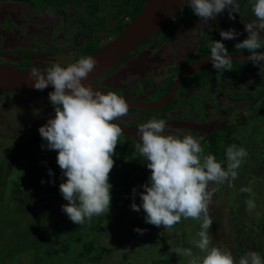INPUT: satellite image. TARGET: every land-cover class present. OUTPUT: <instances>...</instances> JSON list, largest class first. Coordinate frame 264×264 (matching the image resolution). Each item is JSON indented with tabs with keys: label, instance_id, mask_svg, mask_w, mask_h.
<instances>
[{
	"label": "flooded vegetation",
	"instance_id": "af4514ba",
	"mask_svg": "<svg viewBox=\"0 0 264 264\" xmlns=\"http://www.w3.org/2000/svg\"><path fill=\"white\" fill-rule=\"evenodd\" d=\"M145 2L0 0V64L42 72L80 65L117 38ZM261 53L264 0H189L158 32L94 77L97 87L117 97L116 103L100 105V118L61 93L0 92V167L2 162L10 165L0 170V176L16 177L15 171L27 169L19 166L32 160L47 164L38 154L49 148L35 149L59 141L61 152L52 161L67 157L68 172L63 177L73 175L74 168L78 172L85 162L93 171L105 170V176L117 166L111 176L119 178L138 160L180 157L177 161L182 162L205 155L198 162L211 156L209 172L212 176L217 172L218 191L227 183L225 174H248L250 181L245 185L253 194L251 200L261 196L264 205V63L224 61L191 71L213 57ZM81 128L95 132L84 145L68 147ZM100 129L106 136L94 143L101 137ZM110 134L118 139L112 147ZM257 144L261 150L255 169L239 162L238 152L233 162L228 149L218 160L211 152L216 146H240L251 153L249 147ZM105 148L117 159L98 163L96 153ZM79 151L82 156L77 157ZM221 160L228 161L223 171ZM54 170L37 171L33 177L53 175ZM200 170L205 172L203 166ZM216 196L219 202L223 193ZM258 221L264 223L263 211Z\"/></svg>",
	"mask_w": 264,
	"mask_h": 264
},
{
	"label": "rangeland",
	"instance_id": "374dc122",
	"mask_svg": "<svg viewBox=\"0 0 264 264\" xmlns=\"http://www.w3.org/2000/svg\"><path fill=\"white\" fill-rule=\"evenodd\" d=\"M93 132L95 130L90 131L87 128L77 130L68 147L84 145L89 134ZM100 132V139L93 140L94 143H99L103 136H106L107 132L101 129ZM114 140L118 141L117 137L110 134L109 147H112ZM61 143L62 141H59L51 146L40 144L35 149L34 152H38L49 148L46 152L38 154L48 162L46 165L41 166L32 160L19 166L22 169L27 167L26 170L14 172L16 179L12 188L20 190V194L23 195L15 201L13 199L11 201L7 196L6 203L0 206V261L3 255H12L6 262L3 261V264H38L40 261V257H35L34 253L32 256L28 253L19 255L16 253L29 245L34 247L32 239L40 240L36 250L40 249L46 240L39 232L32 231L34 224L26 222L24 216L28 214L37 220L34 210L40 208L41 196H47L42 193L51 195L56 191L54 188L56 184L47 185L50 178L32 177L41 169L51 170L60 167L52 158L61 152ZM53 147L57 148L51 149ZM249 148L252 149L251 153H248L246 147L238 146V159L239 162L243 160L246 165L255 169L261 145ZM96 155L99 157L98 163L117 159V156L106 148L105 151H98ZM80 156L82 153H77V157ZM204 157L205 155L200 157L195 155L189 161L168 164L147 176L121 202L118 199L128 184L121 185L116 194L112 193L109 196L110 188L106 178L102 185L97 187L100 199L93 200L90 205L87 196H83L79 201L71 199L62 205L78 187L53 194L55 199V202H51L53 209L64 207L70 209V213L76 204L81 208H85L82 205L85 204L89 208V213L85 216L92 215L89 222L101 218L93 230L82 231L80 237L86 240L94 238L103 253L96 261L91 260V256L81 258L78 256L81 245L72 242L66 253H61L56 260L47 261L46 264H264V234L256 227V222L264 209L261 196L255 195L258 201L254 200L255 198L251 200L253 194L245 185L250 181L246 177L248 174H225L223 182L227 183L218 191L217 172L212 176L209 172L210 163L205 160L201 161L202 164L198 162L199 158ZM34 158L38 160V157ZM137 162L143 164L144 161ZM79 163L77 161L75 167ZM86 166L91 167L90 162ZM202 166L205 172L200 170ZM117 168L115 166L108 173L114 175ZM199 170L197 181L196 175ZM103 172L105 173V170ZM216 192L219 195L223 193L219 202L216 200L218 198ZM224 194H228L230 198H226ZM261 194L264 196V193ZM25 195H28V199ZM50 198L52 199L51 196ZM105 202L112 204L106 211L102 210L105 208ZM228 204H231L232 211ZM10 205L20 214L17 212L13 214L8 208ZM75 214L74 212L71 219L67 216L65 222L73 221ZM45 216H50L47 211ZM41 221L35 224L39 226ZM59 222L62 221L55 218L52 225L55 226ZM86 225L89 223L85 221L84 226ZM6 246L9 250L5 252L2 249ZM237 250L243 253L241 258L237 255Z\"/></svg>",
	"mask_w": 264,
	"mask_h": 264
},
{
	"label": "trees",
	"instance_id": "16d2710c",
	"mask_svg": "<svg viewBox=\"0 0 264 264\" xmlns=\"http://www.w3.org/2000/svg\"><path fill=\"white\" fill-rule=\"evenodd\" d=\"M225 149H228V151H231L230 159L233 162L236 157V153H237V148L235 146H230V147L216 146L215 150L211 152L216 157V160H218L222 155L226 153ZM85 150H86V153H88L89 155H92L93 152H88L87 148H85ZM19 151H20V154L23 155V151L22 150H19ZM228 151H227V154H228ZM77 153L79 154L81 152L79 151ZM175 155H178L177 152L175 153ZM179 158L180 157H175L174 159L169 160V161H151V162L144 161L143 164L138 163L137 161L132 162L127 167L128 173L125 176L115 178V177H112L111 175L105 176V173L102 172V170L100 169H98V171H93L92 166L89 168L85 167L86 162L78 172L76 171L77 168H74L73 175H70V176L68 175V177H63L61 175H64L68 172V166H69V161L66 157L63 161L57 163L60 166L58 169H55V170L51 169L55 171L53 175L49 174L46 176H35L32 178H50L47 181V185L51 186L53 184H56L54 186V188H56V191L53 193L55 195L62 191L73 190L76 187H78L76 188L75 192H73L72 196L68 198L66 202H64L62 205H64L71 199L73 200L76 199V201H79L83 196H87L88 205H90L89 203L92 202L93 200L100 199V194L97 192V187L101 186L103 181L107 177V179H110L107 183V185H109V188H110L109 196L112 193L116 194L119 191L118 189L122 187L121 185L128 184V187L124 189V191L122 192L123 194L118 199V201L121 202L123 199H125L129 195L130 192H132L140 183H142L147 176L153 174L157 170H161L165 168L168 164L169 165L174 164L175 162H177ZM210 158L211 156H208L206 162L211 164L212 161H209ZM39 164L41 166L46 165L45 163H39ZM218 164L220 165L222 171L228 168L227 160L218 161ZM73 165H76V164L73 163ZM8 168H10V165H8V162L1 163L0 170H5ZM230 168L231 170L235 169L233 170V172L236 171L235 165H233ZM41 171L42 169L39 170V172ZM62 177L64 179H62ZM9 179L10 177L8 176L7 177L0 176V206H3V204L6 203L7 196H8V199L9 198L11 199V201L12 199L13 201H15L18 199L19 196L23 195V194H20V190L18 191V189L12 188L16 177H12L11 178L12 180L10 181ZM72 187H75V188H72ZM114 187L116 188L115 190H114ZM42 194L47 195V196L45 197L41 196V199H40L41 206L40 208H35L34 210V214L37 220L32 219V217L29 216L28 214L24 216V219L26 222L27 221L32 222L34 224L32 231L35 233L39 232L42 237L46 238V240L43 243L42 247L36 250V246L38 245L40 240H38V238L32 239L31 242L35 243L34 247L31 245L24 247L20 251H18L16 255H19L22 253H28L30 254V256H32V254L34 253L35 257H40V261L38 264H42V263L46 264L47 261L56 260L61 253H66L68 251V246L72 242H75L81 245L80 251L78 253L79 257L85 258L87 256H91L90 257L91 260L93 261L99 260L102 257V253H103L99 244H96L94 238H90V239L88 238L87 240L82 239L80 237V233L88 229L93 230L94 227L96 226L95 224L101 218H97L93 220L92 222H89L92 215H89L88 217L85 216L87 213H89V208L87 207L88 205L86 206L85 204H82L83 207L85 208H81L79 204H76L75 209H73V211H70V213H69L70 209L68 210L67 208H64V207H61L59 209L57 208L53 209V207H51L52 206L51 202H55V199L53 198V194L48 195L44 192ZM25 196H26L25 198L28 199V195H25ZM50 196L52 197V199L50 198ZM111 205L112 204L110 202L109 203L105 202L104 203L105 208H102L100 206L98 207L106 211L109 209ZM48 206L51 208H48ZM8 208L10 211L13 212V214H15V212L20 214L19 211H17L16 209H13L12 205H10ZM46 211L49 213L50 216H45ZM262 211L264 213V210ZM74 212L76 213L74 220L71 221L70 223H66L65 221L67 220V216L71 219ZM55 218H57L58 220H61L62 222H59L55 226L52 225V221ZM37 221H41V224L39 226L35 224ZM85 221L86 223H89V225L84 226ZM256 223L257 225L260 226L262 233L264 234V223L261 224V221H258V220ZM48 228H52V230H48ZM2 250L6 252L7 250H9V248L8 246H6V248ZM50 250H54V251L51 252ZM35 252L38 255H36ZM237 255L241 258L243 256V253L240 250H237ZM11 256H12L11 254L3 255L0 262H2L3 264Z\"/></svg>",
	"mask_w": 264,
	"mask_h": 264
},
{
	"label": "water",
	"instance_id": "95a60500",
	"mask_svg": "<svg viewBox=\"0 0 264 264\" xmlns=\"http://www.w3.org/2000/svg\"><path fill=\"white\" fill-rule=\"evenodd\" d=\"M188 1L146 0L140 14L107 47L88 61L67 70L27 71L0 64V92L61 93L78 102L91 115L100 118L102 114L100 105L116 103L117 97L97 87L92 81L94 77L126 52L158 32ZM243 60L264 63V53L213 57L192 67L191 71L218 62ZM110 126L118 132H123L121 128Z\"/></svg>",
	"mask_w": 264,
	"mask_h": 264
}]
</instances>
